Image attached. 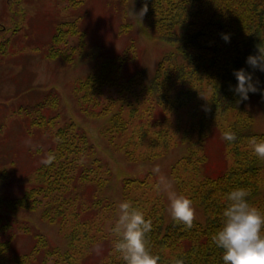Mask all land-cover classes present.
I'll use <instances>...</instances> for the list:
<instances>
[{
    "label": "rangeland",
    "instance_id": "obj_1",
    "mask_svg": "<svg viewBox=\"0 0 264 264\" xmlns=\"http://www.w3.org/2000/svg\"><path fill=\"white\" fill-rule=\"evenodd\" d=\"M77 1L0 0V241L4 245L0 251V264H100L110 251L111 244L106 240L114 237L112 227L118 223L122 201L134 205L138 199L139 205L143 206L146 201L153 204L158 200L166 208L165 215L170 220L173 217L170 197L173 193L180 194L174 182L175 171L171 169L187 154L189 139L182 142L181 138L196 125L190 103L187 107H170L165 111L156 99L150 100V104H141L140 109L146 114L137 122L134 131L145 133L147 130L148 141V137L155 133L148 126L153 122L151 115L162 124H168L169 120L174 124L171 138H168L171 139L169 147L158 149L162 154L157 157L149 155L156 146L146 147L145 143L139 146V152L146 149L139 159L141 161L133 162L111 144L106 133L110 115L98 118L81 113V93L78 91V81L90 73H98L104 64L118 57L125 60L119 72L121 80L144 70L142 72L152 81L159 63L177 52L178 44L160 37L152 19L145 13L142 15L140 0H84L82 5ZM169 2L165 6L171 14L175 2ZM69 23H74L77 33L60 44L55 43L53 37L58 27ZM124 25H131L128 32L122 30ZM78 26L85 35L83 43L78 38ZM171 63L167 67L174 73L170 77L175 85L174 96L184 98L192 79L186 84L172 80L176 69L175 62ZM207 81L195 83L198 97L211 96L212 86ZM102 92L105 102L119 97V87L111 83H107ZM128 97L135 100V97ZM145 97L150 96L146 94ZM197 99L200 107L201 99ZM244 106L246 115L235 109L219 111L218 122H212L210 137L204 147L209 158L206 165L208 175H219L234 165L233 146L226 149L217 131L222 135L221 131L231 124L236 127L243 124L237 121L242 116V120L246 121V117L250 120L249 127L264 133V106L260 95H251ZM118 109L114 108V112ZM125 116L131 119L127 111ZM42 118L48 123L54 118L52 129L35 124ZM69 121L87 133L99 157L104 160L107 173L111 170L110 179L104 171L106 175L103 177L109 183L102 192L106 199L115 202L112 211L107 210L94 225L86 223L79 237L77 233L73 240L68 237L70 222L63 221L61 214L50 221L44 212L49 209L59 212L63 201L72 200L70 196L74 189L70 191L71 195L64 189L55 192L60 201L47 205L43 202L35 209H14L6 205L10 199L21 197L38 184L37 173L56 141L54 133ZM146 121L150 122L146 124ZM182 172L187 179L196 174L190 167ZM200 175H204L203 167ZM124 179H143L146 184L143 187L133 185V190L128 191L125 198ZM87 187L84 188L87 189L85 197L91 198L96 188L93 185ZM75 203L62 208L78 207V201ZM193 206L194 217L203 221V210L196 202ZM88 235L92 240H84Z\"/></svg>",
    "mask_w": 264,
    "mask_h": 264
},
{
    "label": "trees",
    "instance_id": "obj_2",
    "mask_svg": "<svg viewBox=\"0 0 264 264\" xmlns=\"http://www.w3.org/2000/svg\"><path fill=\"white\" fill-rule=\"evenodd\" d=\"M169 1L175 2L171 14H168L165 6ZM76 3L82 5L84 0H78ZM140 3L142 9L147 7L144 13L152 19L160 37L178 44L177 52L159 63L152 81L148 80L145 72H142L144 70L121 80L119 72L125 61L124 57L104 64L98 73H90L78 81V91L81 93L79 109L86 117L99 118L110 115L106 133L111 144L123 153L127 160L137 162L146 150L143 148L139 152L140 145L145 143L146 147L155 145L149 155L156 157L162 154L160 151L162 147H169L171 139L168 138H171L174 124L170 120L168 124L165 125V122L162 124L151 115L152 124H148L150 121H146V124L151 130L154 129L155 133L148 137L151 142L148 141L147 130L145 133L140 130L134 131L137 122L146 114L145 110L141 111V104L143 102L150 104V100L156 99L165 111L170 107L176 109L183 105L187 107L190 103L196 125L181 138L182 142L189 139L187 154L177 161L171 170L175 171L173 177L178 191L197 203L204 212V220L199 221L194 217L191 225L178 222L174 217L167 220L166 208L158 200L153 204L146 201L142 206L137 199L134 206L151 220V229L146 233V243L149 250L160 257L159 264H223V249L215 245L212 236L222 226L224 208L229 204L227 194L234 188L245 187L249 192L247 199L250 203L264 209V157L253 152L251 143L253 138H264V133L256 132L249 127L250 120L246 117L244 121L242 116H239L237 121L244 122L243 124H238L237 127L236 124H231L224 129L234 131L235 140H226L222 137L224 131H221L222 135L217 131L226 149L233 146L234 157V165L219 175L206 173L209 158L204 147L210 137L212 122L219 120L217 118L219 111L235 109L247 114L244 103L248 100L239 103L238 95L229 87L237 83L234 69L246 67L249 71H254L255 77L264 81V72L254 70L246 64V57L249 54H258L259 47L264 48V0H140ZM130 26L124 25L122 30L128 32ZM224 32L230 33V41L226 42L222 38L221 34ZM76 33L74 23L63 24L62 27H58L53 40L60 44L68 36ZM83 36L85 35L78 26L80 43H83ZM172 61L175 62L173 65L176 69L172 80L186 84L192 79L184 98L174 96L175 85L170 81L174 73L167 67ZM167 62L170 63L164 65ZM196 80L209 81L213 90L211 96L208 94L205 97H198ZM107 83L119 87V97L105 102L102 89ZM261 87L264 88V84ZM146 94L150 97H145ZM255 94L260 95L264 106V94L261 92ZM129 95L135 97V100H129ZM197 98L201 99L200 107L197 105ZM119 102L120 105H117ZM116 107L119 109L114 112ZM126 111L131 117L130 120L125 116ZM53 120L54 118H50L48 123L46 118H42L34 123L39 127L47 126V129H52ZM123 137H126L124 141ZM54 139L56 141L47 154L48 157L54 155L55 158L51 162H46L48 157L46 158L40 172L37 173L38 184L21 197L10 199L6 205L14 209H35L38 205L44 204L43 202L47 205L60 201L59 196L54 195L55 192L64 189L71 195L70 191L74 189V194L70 196L72 200L63 201V205L59 206L61 207L59 212L54 209L44 212L50 221L61 214L63 221L70 222L71 232L68 237L73 240L77 233L79 237L86 223L89 226L94 225L95 220L100 221L107 210H113L115 202L106 199L102 192L107 187L112 172L109 169V174L107 173L108 168L104 160L99 157L87 133L77 127L75 122L69 121L58 128L54 133ZM188 167L196 172L190 175V179L182 175V171ZM202 167L203 176L200 175ZM104 171L108 174V179L103 177L106 175ZM123 182L125 198L127 192L133 190V185L143 187L146 184V180L143 179H124ZM92 185L96 188L95 195L91 198L85 197L87 189L84 188ZM76 201L78 207L62 208L64 205H74ZM119 238L114 231V237L106 240L111 244V248L100 264H125L121 254L114 248V242ZM84 240L92 239L88 235ZM2 243L0 241V251L4 248Z\"/></svg>",
    "mask_w": 264,
    "mask_h": 264
},
{
    "label": "clouds",
    "instance_id": "obj_3",
    "mask_svg": "<svg viewBox=\"0 0 264 264\" xmlns=\"http://www.w3.org/2000/svg\"><path fill=\"white\" fill-rule=\"evenodd\" d=\"M141 11L143 15L147 7ZM221 35L226 42L230 41V33L224 32ZM246 64L264 72V48L259 47L258 54H249ZM234 75L237 83L229 87L238 95L239 103L250 99V93L264 94V88L261 87L264 81L255 77L254 71L240 67L234 69ZM223 137L233 141L236 133L226 130ZM251 143L253 152L264 157V138H253ZM54 158V155H49L46 162ZM248 195L245 187L234 188L227 194L229 204L224 208L222 226L212 236L215 245L223 249V264H264V209L251 204ZM119 207L121 214L113 229L120 237L114 242L115 250L121 254L125 264H159L160 257L152 253L146 243L151 220L129 201H122ZM170 211L178 222L192 224L195 208L189 196L173 193L170 197Z\"/></svg>",
    "mask_w": 264,
    "mask_h": 264
}]
</instances>
